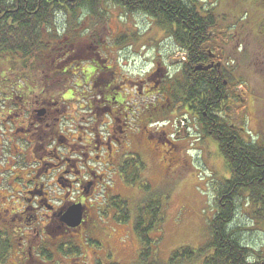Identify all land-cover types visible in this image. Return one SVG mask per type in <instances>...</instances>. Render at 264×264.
<instances>
[{
  "label": "rangeland",
  "instance_id": "374dc122",
  "mask_svg": "<svg viewBox=\"0 0 264 264\" xmlns=\"http://www.w3.org/2000/svg\"><path fill=\"white\" fill-rule=\"evenodd\" d=\"M198 1L206 8L212 6L214 20L218 22V29L212 33H217L223 39L222 42L220 39L213 41L220 42V46L223 47V61L228 64L235 78L231 90L240 93L243 100L244 108L241 110L243 112L234 111L230 115L236 124L243 126L245 138L254 139L259 129L264 126V0ZM95 9L94 13L88 11L76 13L78 21H70L71 24L68 22L69 16L66 17L64 12H60L55 24L59 37L52 40L53 50L58 49L56 45L61 46L55 40L59 38L66 40L64 36L74 39V42L64 43L69 49L73 47L68 58L63 55L57 56L60 61L56 64L70 60L68 72L54 73L51 80L47 81L52 83L50 86L53 90L52 99L56 101L55 106L64 122L62 125L68 129L76 123L86 126L87 120L91 118L98 120L99 124L108 120L107 106L102 101V94L110 95L112 91L104 92L106 88L102 83L106 80L111 81L110 70L114 73L122 72L130 79L144 78L152 63L161 61L171 76H179L180 66L185 57L184 52L173 51V41L149 16L126 12L107 1L103 5L98 4ZM13 61L15 62L9 56L0 61V76L6 73ZM48 64L50 65V62ZM51 64L54 66L55 61ZM88 67L97 68L96 71L99 72L95 84L94 81L92 84L84 79L83 71ZM1 85L0 78V93L3 89ZM2 97L0 94V98ZM138 99H130V103L133 104L135 101L139 110L142 104ZM176 103V108L171 114L161 110L156 115L159 119L158 128H162L171 140L177 138L175 142L182 162L172 171L174 173L155 169L154 165L149 163L151 154L147 152V157L141 152V159L137 155L134 156L135 159L149 165L146 167L143 163V166L138 164L136 168L138 177L132 179L131 174L135 172L132 169L133 164L124 163V168L123 165L119 167L121 182L118 179L111 180L115 178L112 175L107 180V185L113 187V196L127 200L130 208V217L125 222L117 221L113 216L107 217L112 210L110 209L104 217L101 216L98 224L97 235L101 245L96 250L102 258L109 254L110 263L131 264L137 261L140 242L133 229L136 207L151 194H156L155 198L159 197L163 201V220L159 229H155L160 233L157 248L160 262L169 264V258L176 249L182 247L196 249L210 239L209 223L217 211L216 197L221 186L219 182L227 171L215 140L207 137L208 134L202 130L198 120L190 116L188 108L183 103L181 105ZM91 105V110L95 107L96 114L90 113ZM138 118L140 121V116ZM154 126L156 125H152L151 128ZM101 130L105 131L102 127ZM80 133L81 131L78 134ZM4 141L13 142L7 141L6 136ZM6 147L14 148L9 143ZM129 148L131 149L125 153L127 159L131 157L130 153L137 154L135 144ZM162 148L170 150L167 145ZM154 161L157 164L159 159ZM141 184H145L146 187L141 189ZM100 200L101 195H98L93 201ZM237 204L231 227L240 228L237 234L243 244L255 252H263V219L259 217L254 219L251 215V206L246 199L238 201ZM92 250L87 249L88 264H92L95 258ZM201 261L198 259L191 264H201Z\"/></svg>",
  "mask_w": 264,
  "mask_h": 264
},
{
  "label": "flooded vegetation",
  "instance_id": "af4514ba",
  "mask_svg": "<svg viewBox=\"0 0 264 264\" xmlns=\"http://www.w3.org/2000/svg\"><path fill=\"white\" fill-rule=\"evenodd\" d=\"M209 38L223 41L218 34H209ZM181 40L173 38V51H180ZM63 48L61 55L68 58L70 49L66 45ZM198 48L208 53L205 69H216L223 75L222 82L215 85V90L221 89L218 119L243 136V126L236 124L230 115L241 111L244 104L240 93L231 90L233 83L222 73L228 65L223 61V47L217 41L214 50L211 45H198ZM58 58L52 69H47L45 81L21 82L18 72L15 84L8 82L5 85L9 91H1L0 264H88V248L95 253L92 264H112L108 262L109 254L102 258L97 253L96 249L101 245L97 227L101 216L104 217L110 209L106 216L112 218L116 215L114 208H109L108 201L114 193L107 180L112 175L115 178L111 180L121 182L119 167L124 166L129 147L135 144L139 158L141 152L147 157L148 153L151 154L149 163L155 169L174 173L172 171L182 162L175 142L177 138L171 140L162 128H158L156 115L161 110L171 114L176 108L175 102L188 108L190 116L198 120L205 134L211 133L197 114L196 98L185 100L186 91H190L195 81V70L186 74L182 62L179 76H171L161 61L152 63L144 78L130 79L122 72L110 70L111 81L102 83L106 88L104 92L112 91L110 95L102 94L108 120L99 124L98 120L91 118L86 126L76 123L68 129L62 125L64 122L55 106L56 101L52 99V83L47 82L54 73H65L71 66L69 59L56 64L60 61ZM96 69H85L83 74L87 76L84 79L95 84L99 73ZM13 85L17 90H10ZM130 99H138L142 110L140 106L138 110L135 101L131 104ZM209 105L212 108L213 102ZM94 108L91 110L90 106V113H97ZM203 115H207L206 112ZM152 125L156 126L151 128ZM5 136L7 141H13H8L13 149L6 147ZM207 137H211L210 134ZM165 145L169 151L162 148ZM157 159L156 164L154 160ZM98 195L102 200L94 202ZM73 205L81 207V222L77 226L68 225L65 218Z\"/></svg>",
  "mask_w": 264,
  "mask_h": 264
},
{
  "label": "trees",
  "instance_id": "16d2710c",
  "mask_svg": "<svg viewBox=\"0 0 264 264\" xmlns=\"http://www.w3.org/2000/svg\"><path fill=\"white\" fill-rule=\"evenodd\" d=\"M106 1L126 12L149 16L178 41L184 36L181 37L180 47L186 54L185 73L195 70L194 85H191L190 91H186L185 100L196 98L197 114L211 132L207 133L217 143L227 171L219 182L217 211L209 223L210 239L196 249H176L168 263L191 264L201 259V264H264V251L258 253L243 244L237 234L240 228L231 227L238 201L246 199L251 206V215L254 219L262 218L264 228V126L259 129L260 135L256 134V139H246L245 135L242 136L225 121L218 119L221 89L215 90V85L222 82L223 75L218 74L216 69H205V63L209 61L208 53L198 48V45H211L212 50L215 48L216 42L209 38V34H217L212 32L218 29L212 6L206 8L198 0H0V61L6 56L15 60L0 76L1 88L9 91L5 85L16 82L18 72L21 82L45 81L47 69L53 67L51 63L54 60L49 61V58L56 60L64 50V43L74 42V39L64 36L66 40H55L61 46L56 45L58 49L53 50L52 40L59 37L55 30L58 13L64 12L66 17L69 16L68 22H76V13H94L95 6L103 5ZM198 66L203 69L199 70L196 68ZM20 67L22 69L18 71ZM226 68L222 73L232 82L235 78L229 67ZM13 86L10 90H17L16 85ZM212 102L211 108L209 104ZM203 112L207 115L204 116ZM134 156L136 154L125 161V165L133 164L135 172L131 174L132 179L138 177V164L142 165ZM140 187L146 186L141 184ZM155 196L149 195L136 207L133 229L140 242V251L137 261L131 264H165L158 258L160 233L156 232L163 220V201ZM108 203L114 208V219L117 221L125 222L130 217L127 200L111 196Z\"/></svg>",
  "mask_w": 264,
  "mask_h": 264
},
{
  "label": "water",
  "instance_id": "95a60500",
  "mask_svg": "<svg viewBox=\"0 0 264 264\" xmlns=\"http://www.w3.org/2000/svg\"><path fill=\"white\" fill-rule=\"evenodd\" d=\"M81 207L80 205L71 206L67 213L65 214V218L68 221V225L77 226L81 222Z\"/></svg>",
  "mask_w": 264,
  "mask_h": 264
},
{
  "label": "clouds",
  "instance_id": "9594fccd",
  "mask_svg": "<svg viewBox=\"0 0 264 264\" xmlns=\"http://www.w3.org/2000/svg\"><path fill=\"white\" fill-rule=\"evenodd\" d=\"M249 259H251V257H249Z\"/></svg>",
  "mask_w": 264,
  "mask_h": 264
}]
</instances>
